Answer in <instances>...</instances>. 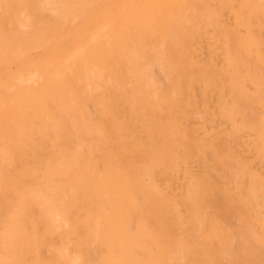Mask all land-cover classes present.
Returning a JSON list of instances; mask_svg holds the SVG:
<instances>
[{
  "label": "rangeland",
  "instance_id": "obj_1",
  "mask_svg": "<svg viewBox=\"0 0 264 264\" xmlns=\"http://www.w3.org/2000/svg\"><path fill=\"white\" fill-rule=\"evenodd\" d=\"M90 1L82 0V12H86ZM64 4L74 6L73 0H0V101H3L0 107L8 109L0 111V264H60L54 255L65 257L69 264H124L133 261V252H136L128 249L134 226L127 224V214L125 219L119 217L121 207L109 206L106 198L91 193L81 204L84 190L79 188L77 181L85 178L84 163L87 160L93 163L90 173L96 178L92 183L93 177L87 176L88 190L97 185L109 188L115 166L113 162L111 167L100 165L99 132L89 126V130L70 129L63 110L71 114V118H78L84 110L97 117L96 95L91 94L87 99L86 88L91 90L98 85L96 68L101 56L112 55V52L94 44L87 48L91 39H98L96 27L90 28L91 19L79 24V32L59 36L72 18L62 9ZM59 10L61 15L55 19L54 14ZM242 36L235 33L232 38L238 41ZM260 44L261 48L256 47ZM80 46L84 48L83 55H76L67 68L71 80H55L60 77L56 76L63 69L64 56ZM201 51L187 56L195 58V67L205 66L209 61L214 65L209 72H219L220 76L212 80V93L224 92L216 103L226 110L231 99L226 93L230 76L224 70L225 63L214 59L209 49ZM54 52L61 55L52 78L45 80L43 77L39 88L33 92L7 93L13 86L12 78L37 71L43 67L40 64L44 63L45 56ZM245 52L249 59H254L256 52L262 54V59L251 63L249 70L255 77L262 76L260 82L264 83L263 30L252 33L251 45ZM86 71L93 80L85 79ZM164 72L165 67L162 71L152 67L158 83L168 91L173 87L164 81ZM44 73L47 76L46 68ZM248 85V93L236 95L240 102L233 113L241 116L247 113L245 123L250 126L249 130L233 132L225 124L224 117L211 110V115L202 117L201 124L186 120L181 130L197 129L193 139L199 148L189 146L185 140L181 145L167 147L177 162L176 167L170 171L157 167L150 173L152 178L147 176V248L151 249L147 264H209L207 262L218 252L214 249L217 242L221 248L229 246L224 243L225 230L221 225L229 222L215 213V208H220L218 200L224 192L244 199L247 189L242 184L243 176L251 175L256 177L255 181L264 182V167L258 164V161L264 163V144L257 141L264 139L261 137L264 135V84L259 88L262 99L249 92ZM256 103H260L261 108ZM193 113V119L202 115L200 110ZM159 116L166 120L168 111L162 109ZM112 135L107 138L111 140ZM125 145L129 149L128 144ZM148 150L151 153H147V163L151 156L160 159L157 154L152 155L155 147L147 142ZM232 184L240 187L235 189ZM203 195L209 197L208 202ZM198 197L204 210L194 201ZM104 199L108 206L103 208L101 200ZM166 202L171 203L173 211L168 209ZM205 213L212 214L211 221L203 220ZM180 215L183 216L182 225ZM184 222L188 228L184 227ZM201 226L204 241L191 232L198 233L196 229ZM205 240L212 245L206 248Z\"/></svg>",
  "mask_w": 264,
  "mask_h": 264
},
{
  "label": "bare ground",
  "instance_id": "obj_2",
  "mask_svg": "<svg viewBox=\"0 0 264 264\" xmlns=\"http://www.w3.org/2000/svg\"><path fill=\"white\" fill-rule=\"evenodd\" d=\"M73 2L74 6L64 4L62 7L72 18L61 33L59 32V36L66 37L79 32L81 30L79 24H86L91 19L90 28L96 27L98 39H91L87 48L94 44L102 49L104 46L106 50L112 52V55L101 56V63L96 68L98 85L94 84L91 90L86 88L87 99L91 94L96 95L97 117L84 110L78 118L74 116L71 118V114L63 110L70 129L89 130L87 128L89 126L99 132V139L102 142L98 151V156L102 157L100 165L111 167L113 162L115 166L109 188L97 185L88 190L87 176L95 175L90 173L93 163L90 160L84 163L85 178L77 181L79 188L84 190L81 192V204L85 203L87 195L91 193L96 197L106 198V204L109 206L116 204L121 207L119 217L125 219L124 215L127 214L130 220L125 219L127 224L130 226L131 223L134 226L128 249L136 251L133 252V261L128 260L124 264H147V254L151 253V249L147 248L146 229L147 176L152 178L150 173L157 167L164 171L176 167L177 162L167 147L181 145L185 140L189 146L199 148L197 141L193 139L197 129L181 130L182 123L192 119L195 124H201L202 117L211 115L209 111L211 110L216 115L223 116L225 124L233 132L250 129L245 123L247 113H242L241 116L233 111L239 107L240 102L236 95L248 93L247 83L249 92L255 93L256 98L263 97L259 90L264 84L260 82L263 77L260 75L255 77L254 72L249 70L251 63L262 59V54L256 52L255 58L249 59L245 57V51L251 45L252 33L257 30L264 31V1L91 0L85 13L81 11L82 0ZM61 10L55 12V19L60 17ZM90 28L87 29L88 32ZM235 33L242 34V38L234 41L232 36ZM256 47L261 48V44ZM204 48L209 49L214 59L225 63L224 70L230 76L226 93L228 92L231 101L226 110L216 103L224 92L217 91L216 95L212 93L214 86L212 80H218L220 76L219 72L213 74L209 72L210 66L214 65L209 61L205 66L195 67V58L187 56L189 53L194 55L197 51L202 53L201 50ZM218 49L220 52H217ZM83 53L84 48L80 46L75 52L66 54L64 61L61 62L63 69L56 76L60 77L55 80L62 82L71 80L67 68L76 55L80 56ZM60 55L54 52L45 56L44 63L40 64L43 67H39L32 74L16 75L12 78L13 86L7 93L33 92L38 89L43 77L45 80L50 79L51 74L56 73L55 70L60 63L57 58ZM152 67L161 71L165 67L163 79L171 84L173 87L171 90L165 91L161 87L152 73ZM45 68L47 76H44ZM89 76L91 75L86 71L85 79L88 82L94 79ZM90 84L93 85L88 83ZM194 86L196 88H191ZM2 102L0 101V106ZM256 104L261 108L260 103ZM66 109L73 113L70 108ZM162 109L168 111V117L164 121L159 116ZM7 110V107H0L1 112ZM197 110H200L202 115L193 119V111ZM254 133L257 135V130H254ZM109 134H113L111 140L107 138ZM261 137L264 138V135L261 134ZM257 141L264 144V139ZM147 142L155 147L156 151H152L154 153L152 155L157 154L160 159L156 160L151 156L150 162L147 163V153H151L147 151ZM125 144H128L129 149ZM159 145L162 146L158 148ZM258 164L264 167V163L258 161ZM95 179L93 177L92 183ZM254 179L256 177L251 175L248 178L242 177V184L247 189L244 199H237L231 192H224L218 200L220 208H215V213L218 218L225 217L229 222L224 225L221 223L225 230L224 243L229 246L221 248L219 243L215 242L214 249H218V252L207 263L264 264V192H262L264 182ZM232 187L236 189L240 185L232 184ZM154 193L159 197L156 192ZM203 197L208 202L209 197L204 195ZM162 198L165 200L164 196ZM101 201H103L101 207L108 206L105 199ZM194 201H197L204 210L205 206L200 197ZM166 203L168 209L173 211L171 203ZM151 205L152 201L149 202V206ZM212 218L211 213H205L203 220L211 221ZM180 220L182 225V215ZM137 226L140 229H137ZM184 227L188 228L187 222H184ZM196 230L198 233L191 230L193 236L198 234V240L204 241L205 237L201 234L202 230L204 231L203 227ZM20 231L23 230L20 228ZM30 231L32 233V230ZM204 245L207 248L212 244L205 240ZM53 258L58 259L60 264H69L63 256L54 255Z\"/></svg>",
  "mask_w": 264,
  "mask_h": 264
}]
</instances>
